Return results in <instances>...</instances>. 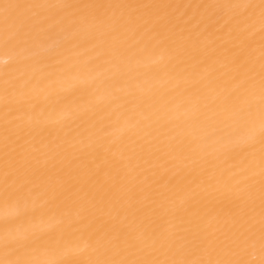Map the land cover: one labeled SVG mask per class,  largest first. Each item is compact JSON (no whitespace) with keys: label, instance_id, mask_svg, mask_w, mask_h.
<instances>
[{"label":"bare ground","instance_id":"6f19581e","mask_svg":"<svg viewBox=\"0 0 264 264\" xmlns=\"http://www.w3.org/2000/svg\"><path fill=\"white\" fill-rule=\"evenodd\" d=\"M0 264H264V0H0Z\"/></svg>","mask_w":264,"mask_h":264}]
</instances>
